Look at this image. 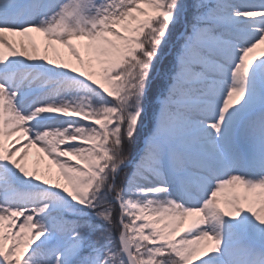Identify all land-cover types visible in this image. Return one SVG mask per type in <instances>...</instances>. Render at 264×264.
I'll return each mask as SVG.
<instances>
[{"label": "snow or ice", "instance_id": "6c2138e0", "mask_svg": "<svg viewBox=\"0 0 264 264\" xmlns=\"http://www.w3.org/2000/svg\"><path fill=\"white\" fill-rule=\"evenodd\" d=\"M0 264H264V0H0Z\"/></svg>", "mask_w": 264, "mask_h": 264}]
</instances>
